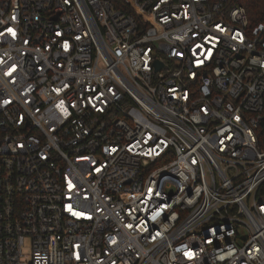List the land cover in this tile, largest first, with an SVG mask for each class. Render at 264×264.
Here are the masks:
<instances>
[{"label":"built area","instance_id":"obj_1","mask_svg":"<svg viewBox=\"0 0 264 264\" xmlns=\"http://www.w3.org/2000/svg\"><path fill=\"white\" fill-rule=\"evenodd\" d=\"M0 264H264V21L0 0Z\"/></svg>","mask_w":264,"mask_h":264},{"label":"trees","instance_id":"obj_2","mask_svg":"<svg viewBox=\"0 0 264 264\" xmlns=\"http://www.w3.org/2000/svg\"><path fill=\"white\" fill-rule=\"evenodd\" d=\"M231 2L245 6L251 25L264 21V0H231Z\"/></svg>","mask_w":264,"mask_h":264}]
</instances>
